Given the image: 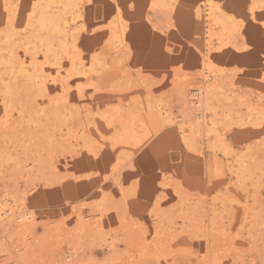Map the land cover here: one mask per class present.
Listing matches in <instances>:
<instances>
[{"label": "rangeland", "instance_id": "1", "mask_svg": "<svg viewBox=\"0 0 264 264\" xmlns=\"http://www.w3.org/2000/svg\"><path fill=\"white\" fill-rule=\"evenodd\" d=\"M5 197L0 264H264V0H0Z\"/></svg>", "mask_w": 264, "mask_h": 264}, {"label": "bare ground", "instance_id": "2", "mask_svg": "<svg viewBox=\"0 0 264 264\" xmlns=\"http://www.w3.org/2000/svg\"><path fill=\"white\" fill-rule=\"evenodd\" d=\"M55 1H57V0H55ZM59 1V0H58ZM80 2V1H79ZM57 3V2H56ZM66 3V2H65ZM160 3V2H159ZM63 6V5H62ZM35 9V8H34ZM34 11V10H33ZM40 14V13H39ZM45 13H43L42 14V16H41V26L43 27L44 25H46L45 23H46V20H47V18L45 17V15H44ZM203 16H207V18L209 19V22H210V25H211V23H215V22H223V19L220 17V14L219 13H216V11H214V10H211L210 9V11H208V13L207 14H201V17H203ZM76 19V18H75ZM202 19V18H201ZM49 20V19H48ZM53 21H54V19H53ZM56 21V20H55ZM55 23V22H54ZM60 24H61V22H60ZM216 25V24H215ZM48 27H49V25H48ZM224 27V26H223ZM46 28H47V26H46ZM50 28V27H49ZM44 29H45V27H44ZM57 29H60V28H57L56 27V30ZM53 30H55V29H53ZM209 30V29H208ZM209 33V32H208ZM207 33V35H209ZM209 36H212V35H209ZM198 40V39H197ZM202 41V40H201ZM203 43V42H202ZM206 43H207V41H206ZM195 44H198V43H195ZM199 45H200V43H199ZM200 47V46H199ZM202 47V46H201ZM207 47H209V46H207ZM206 47V48H207ZM205 64V63H204ZM203 64V65H204ZM207 65V64H206ZM209 65V64H208ZM58 66V65H57ZM78 66V65H77ZM207 67V66H206ZM22 68V67H21ZM208 69L206 70V72L208 73L207 75H205L206 77H211V78H215V76H216V73H214L213 72V69H211V67L210 66H208L207 67ZM35 69V68H34ZM41 69V68H40ZM40 69H39V71H40ZM51 70L50 71H48V73L47 74H45V72H43L42 73V77H43V80L42 81H40V83L38 82L37 84H39V85H37V87L39 86L42 90H43V88H46V89H50V90H52V88H53V86H60V87H62V85H63V81H64V78H66V76H68L69 74L68 73H66L65 75L63 74V73H61V71H60V67H56L55 66V68H50ZM14 70V69H13ZM21 70V69H20ZM42 71H45V70H43L42 69ZM77 73V72H76ZM80 73V72H79ZM28 74V73H27ZM70 76V75H69ZM35 76H33V78H34ZM37 77H39V76H37ZM208 77V78H209ZM44 78H46L47 80V82L48 83H46L45 82V79ZM67 79V78H66ZM216 79V78H215ZM34 79H32V81H33ZM36 80H37V78L35 79V82H36ZM66 81V80H65ZM35 82H34V84H35ZM67 82V81H66ZM219 86V85H218ZM36 87V86H35ZM215 87V86H214ZM213 86L211 87V84H207V85H205V87H204V90H203V88H202V90L204 91V93L207 95V94H209L210 92H212L213 90L212 89H216V87L214 88ZM55 88V87H54ZM58 89V88H57ZM197 90V89H196ZM212 90V91H211ZM40 91V90H39ZM202 91V92H203ZM200 90L198 89V94H200ZM212 93H214V92H212ZM202 94V93H201ZM204 95V94H203ZM193 96V95H192ZM204 97V96H203ZM210 97H211V95H210ZM203 99V98H202ZM202 99L200 98V96L198 95V97H197V100H195L194 101V104L196 105V109H197V119H201L202 117H204L205 116V114H204V111L205 110H207V109H203V107H204V105H203V102H202ZM208 99V98H207ZM210 101V100H209ZM207 103V102H206ZM210 104V103H209ZM211 105V104H210ZM210 105H209V107H210ZM203 106V107H202ZM211 108V107H210ZM209 108V109H210ZM208 109V110H209ZM211 110V109H210ZM213 112V111H212ZM186 114V113H185ZM184 119V118H183ZM179 121H181V120H179ZM183 121V120H182ZM183 122H185V121H183ZM180 123V122H179ZM197 124V123H196ZM194 125V128H195V126H197V125ZM201 125V124H200ZM206 126V125H205ZM209 128V127H208ZM197 129V128H196ZM191 130V129H190ZM72 131V130H71ZM33 219V215H32V213L31 212H29V211H26V210H24V211H21L20 209H19V205L16 203V201L13 199V198H4L3 200H2V202H0V222L2 223V222H4V221H6V222H9V221H11V220H15L16 222H20V223H22V225H24V224H26V222H29V221H31Z\"/></svg>", "mask_w": 264, "mask_h": 264}]
</instances>
